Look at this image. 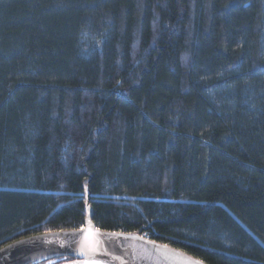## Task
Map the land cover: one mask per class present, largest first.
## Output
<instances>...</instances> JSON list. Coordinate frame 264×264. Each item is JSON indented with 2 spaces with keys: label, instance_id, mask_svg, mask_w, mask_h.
<instances>
[{
  "label": "trees",
  "instance_id": "trees-1",
  "mask_svg": "<svg viewBox=\"0 0 264 264\" xmlns=\"http://www.w3.org/2000/svg\"><path fill=\"white\" fill-rule=\"evenodd\" d=\"M86 199L101 231L264 264V0H0V249Z\"/></svg>",
  "mask_w": 264,
  "mask_h": 264
},
{
  "label": "water",
  "instance_id": "water-1",
  "mask_svg": "<svg viewBox=\"0 0 264 264\" xmlns=\"http://www.w3.org/2000/svg\"><path fill=\"white\" fill-rule=\"evenodd\" d=\"M85 214L81 229L44 233L2 247L0 264H204L137 233L97 229L88 199ZM69 258L73 260L65 262Z\"/></svg>",
  "mask_w": 264,
  "mask_h": 264
}]
</instances>
